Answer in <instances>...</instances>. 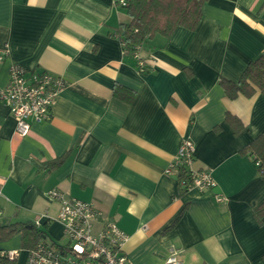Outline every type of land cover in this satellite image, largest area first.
<instances>
[{"label":"crops","instance_id":"1","mask_svg":"<svg viewBox=\"0 0 264 264\" xmlns=\"http://www.w3.org/2000/svg\"><path fill=\"white\" fill-rule=\"evenodd\" d=\"M128 19L119 0H0V88L13 61L67 82L51 117L25 135L0 100L1 223L29 221L41 238L65 242L63 223L47 217L59 202L45 191L57 187L116 221L133 264H164L173 250L180 264H264V215L253 213L264 177L243 152L264 130V93L230 98L219 82L264 54V0H205L195 29L142 44L144 73L116 34ZM228 112L245 127L236 132ZM186 136L194 167L211 168L215 186L186 190L179 171H166ZM55 158L63 162L44 164ZM0 247H21L5 264H23L20 232Z\"/></svg>","mask_w":264,"mask_h":264},{"label":"built area","instance_id":"2","mask_svg":"<svg viewBox=\"0 0 264 264\" xmlns=\"http://www.w3.org/2000/svg\"><path fill=\"white\" fill-rule=\"evenodd\" d=\"M119 3L125 5L126 0H119ZM140 49L139 45L123 47V53L131 54L136 59L138 70L144 73L149 69V58L141 55ZM3 50L0 49V56ZM66 85V80L55 72L27 68L13 61L8 82L0 88V100L8 105L16 121V131L20 135L28 134L33 122L49 119L53 104ZM195 152L194 140L189 136L183 137L166 171L185 170L186 176L181 177L180 182L186 190L215 186L217 183L211 168L194 167ZM45 195L59 202L57 215L47 217L63 223L66 241L40 238L34 246L23 248L26 252L23 264H133L123 248L126 232L114 219H105L100 208L57 187L46 190ZM216 198L222 200L223 196L218 194ZM3 216L4 211L0 207V223ZM21 251V247H0V256L14 262ZM164 264H180L176 250L167 256Z\"/></svg>","mask_w":264,"mask_h":264},{"label":"trees","instance_id":"3","mask_svg":"<svg viewBox=\"0 0 264 264\" xmlns=\"http://www.w3.org/2000/svg\"><path fill=\"white\" fill-rule=\"evenodd\" d=\"M205 0H126L124 7L127 10L129 19L122 22L116 32L120 39L122 48H133L134 45L142 46L149 38L156 34L170 36L178 25L195 29L202 18V5ZM220 84L230 98H236L239 94L251 96L257 89L264 93V54L250 60L243 69L238 80L220 77ZM121 86H115V94L126 101H132L136 91L123 87L125 93H120ZM227 120L233 125L236 132L244 126L238 116L228 112ZM249 152L258 168L259 173L264 177V130L243 149ZM63 162V159L55 158L44 162L48 166H56ZM185 170L179 171V177L186 176ZM255 217L261 222L264 215V201L253 209ZM22 235V247L34 246L43 235L38 226L29 221L16 220L6 224H0V240H5L16 233ZM8 261L0 256V264Z\"/></svg>","mask_w":264,"mask_h":264}]
</instances>
